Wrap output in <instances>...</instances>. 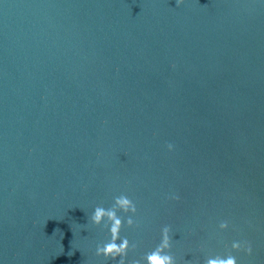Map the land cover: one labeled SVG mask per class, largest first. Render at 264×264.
<instances>
[{
	"label": "water",
	"instance_id": "obj_1",
	"mask_svg": "<svg viewBox=\"0 0 264 264\" xmlns=\"http://www.w3.org/2000/svg\"><path fill=\"white\" fill-rule=\"evenodd\" d=\"M121 194L128 261L167 225L176 264H264V0H0V264H115Z\"/></svg>",
	"mask_w": 264,
	"mask_h": 264
},
{
	"label": "clouds",
	"instance_id": "obj_2",
	"mask_svg": "<svg viewBox=\"0 0 264 264\" xmlns=\"http://www.w3.org/2000/svg\"><path fill=\"white\" fill-rule=\"evenodd\" d=\"M183 3V0H176V6ZM171 150L172 145H168ZM172 200H178L179 197L173 195ZM137 212L136 204L128 196L121 194L114 198L113 204L109 208L96 206L89 217L93 226H103L108 230V239L103 245H97L95 255L102 257L105 261H113L115 264H176L175 257L171 254L170 227L164 226L160 232V242L149 252L138 259L127 260L129 251H134L136 244L130 246L127 237H121L122 227L132 228L134 221L131 218ZM122 213L127 216V220H122L118 215ZM227 224H221V228H226ZM119 241V243H118ZM234 253L243 252L246 256L252 254V246L247 241H234L231 245ZM204 264H237L236 256L229 254L222 257L219 254L209 256Z\"/></svg>",
	"mask_w": 264,
	"mask_h": 264
}]
</instances>
